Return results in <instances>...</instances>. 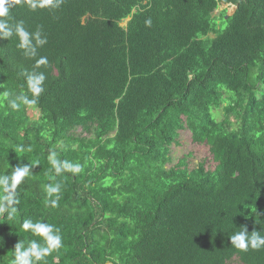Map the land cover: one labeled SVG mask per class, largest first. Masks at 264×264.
I'll return each mask as SVG.
<instances>
[{
  "label": "trees",
  "instance_id": "obj_1",
  "mask_svg": "<svg viewBox=\"0 0 264 264\" xmlns=\"http://www.w3.org/2000/svg\"><path fill=\"white\" fill-rule=\"evenodd\" d=\"M20 20L48 42L28 59L0 39V174L32 165L16 213L0 214V264L19 241L43 244L26 219L61 229L40 264H264V248L230 242L264 235V0H64L18 5ZM34 70L45 91L11 110L3 92L27 93ZM53 153L84 171L56 175Z\"/></svg>",
  "mask_w": 264,
  "mask_h": 264
},
{
  "label": "clouds",
  "instance_id": "obj_2",
  "mask_svg": "<svg viewBox=\"0 0 264 264\" xmlns=\"http://www.w3.org/2000/svg\"><path fill=\"white\" fill-rule=\"evenodd\" d=\"M64 0H0V39H10L13 36L18 38L17 47L22 51L25 58L33 59L38 55V49L47 44V36L41 28L35 31H29L22 20L10 24L9 18L11 10L22 4H27L28 8L35 12L37 9H59ZM147 27L151 26V19L145 21ZM48 60L44 56L35 59V66L39 68L47 65ZM27 93L19 94L11 91H4L3 96L7 99L8 107L13 111H19L22 106H35L41 94L45 91L46 76L43 72L31 71L25 74ZM30 93V95L28 94ZM50 163L56 173L80 174L84 171V165L57 158L53 153L50 157ZM31 164H23L13 167L11 172L0 174V214L7 213L13 216L17 209L15 207L19 202L18 189L25 179L31 175ZM61 184H47L45 191L49 197V206L56 208L59 206L61 198ZM52 197H55L52 199ZM22 228L26 232L42 239L43 244L37 240H30L27 246L24 241H19L14 246L13 264H40L45 261L46 257L54 251H59L63 246V237L61 229L53 224L43 221H33L32 219L24 220ZM231 244L241 252H247L250 248L260 250L264 248V235L259 231H247L243 228L230 236Z\"/></svg>",
  "mask_w": 264,
  "mask_h": 264
},
{
  "label": "rangeland",
  "instance_id": "obj_3",
  "mask_svg": "<svg viewBox=\"0 0 264 264\" xmlns=\"http://www.w3.org/2000/svg\"><path fill=\"white\" fill-rule=\"evenodd\" d=\"M223 9H225V11H226V15H230V14H232L233 13V11L235 10V7L234 6H232V5H221V6H219L218 8H217V10L214 12V15H217L218 13H219V11L220 10H223ZM124 24H125V22H121V25L122 26H124ZM216 117H217V120H220L221 119V115H219V114H216ZM37 118V111L35 110V111H32V119H36ZM79 131H76V133H78ZM181 135H180V144H181V146L185 149V146L188 144V143H190L191 141V139H190V135L186 132V133H184V132H181L180 133ZM175 149H177V150H175V151H173V155H175V156H173L174 158H176L177 157V155L179 154V148H175ZM203 148H198V151H197V154H196V156L197 157H201V155H202V153H203V150H202Z\"/></svg>",
  "mask_w": 264,
  "mask_h": 264
},
{
  "label": "crops",
  "instance_id": "obj_4",
  "mask_svg": "<svg viewBox=\"0 0 264 264\" xmlns=\"http://www.w3.org/2000/svg\"><path fill=\"white\" fill-rule=\"evenodd\" d=\"M123 22H126V20H125V21H123Z\"/></svg>",
  "mask_w": 264,
  "mask_h": 264
},
{
  "label": "water",
  "instance_id": "obj_5",
  "mask_svg": "<svg viewBox=\"0 0 264 264\" xmlns=\"http://www.w3.org/2000/svg\"><path fill=\"white\" fill-rule=\"evenodd\" d=\"M226 17V16H225Z\"/></svg>",
  "mask_w": 264,
  "mask_h": 264
}]
</instances>
